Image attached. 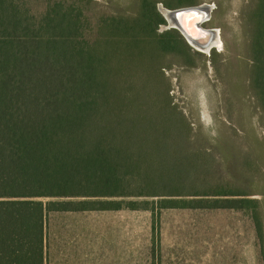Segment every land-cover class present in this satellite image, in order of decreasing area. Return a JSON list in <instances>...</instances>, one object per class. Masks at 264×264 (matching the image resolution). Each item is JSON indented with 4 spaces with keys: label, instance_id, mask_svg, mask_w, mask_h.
I'll list each match as a JSON object with an SVG mask.
<instances>
[{
    "label": "trees",
    "instance_id": "16d2710c",
    "mask_svg": "<svg viewBox=\"0 0 264 264\" xmlns=\"http://www.w3.org/2000/svg\"><path fill=\"white\" fill-rule=\"evenodd\" d=\"M84 1L35 12L0 0V264H45L49 213L149 210L150 199L249 211L263 243L264 136L212 144L171 95L165 73L204 54L159 31L160 0L92 13ZM241 17L264 133V0Z\"/></svg>",
    "mask_w": 264,
    "mask_h": 264
},
{
    "label": "rangeland",
    "instance_id": "374dc122",
    "mask_svg": "<svg viewBox=\"0 0 264 264\" xmlns=\"http://www.w3.org/2000/svg\"><path fill=\"white\" fill-rule=\"evenodd\" d=\"M24 1L35 12L45 9L46 0ZM247 2L160 0L157 5V9L159 4L168 5L170 10L205 3L212 7L211 19L204 27L218 29L223 49H213L193 65L174 66L165 73L171 80L174 103L198 136L212 144L233 140L247 146L249 138L264 136L246 81L251 63L242 54L241 12ZM133 3L85 0L82 7L91 13L94 9L122 12L135 9ZM132 201L143 207L145 200ZM148 201L149 210L49 213L45 264H264V241L259 240L251 212L160 210L152 204L156 199ZM262 227L264 240V217Z\"/></svg>",
    "mask_w": 264,
    "mask_h": 264
},
{
    "label": "bare ground",
    "instance_id": "6f19581e",
    "mask_svg": "<svg viewBox=\"0 0 264 264\" xmlns=\"http://www.w3.org/2000/svg\"><path fill=\"white\" fill-rule=\"evenodd\" d=\"M159 7L162 11V13L170 19V22L172 25L177 26V16L176 14H182L184 18H186V21L190 22L191 24H195L196 20L203 21L210 17L212 13V7L210 4H201L199 6H190L193 7L189 10H184L181 12H177L179 9L187 8L182 7L178 9H167L162 4H159ZM179 26V25H178ZM201 38L198 40V43L196 41L191 40L192 44L203 53H206L209 55L213 49L221 50L223 49V43L220 37V33L218 29H210L205 28L201 32Z\"/></svg>",
    "mask_w": 264,
    "mask_h": 264
},
{
    "label": "water",
    "instance_id": "95a60500",
    "mask_svg": "<svg viewBox=\"0 0 264 264\" xmlns=\"http://www.w3.org/2000/svg\"><path fill=\"white\" fill-rule=\"evenodd\" d=\"M192 8L193 7H187V8L179 9L177 12H181V11H184L186 9L189 10ZM158 11L162 15L164 20L166 21V24L164 26H162L161 32H163V29L164 30L175 29L183 36V38L186 40V42L188 43V45L190 47H192L197 52H200L202 54H206V53H203L202 51L198 50L192 44L191 40L194 39V41H196V43H198V40L201 38L200 34H201L202 30L205 29V27H204L205 24L210 21L211 15H210V17H208L207 19H205L203 21L196 20L195 24H191L190 22L186 21V18H184V16L182 14H180V15L176 14V16H177L176 18H177L179 26L178 25L174 26L171 24L170 19L162 13L159 6H158Z\"/></svg>",
    "mask_w": 264,
    "mask_h": 264
}]
</instances>
